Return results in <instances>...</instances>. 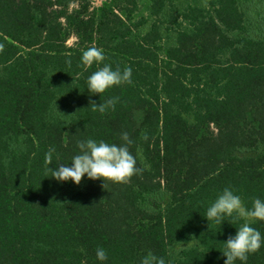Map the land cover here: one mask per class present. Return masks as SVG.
Listing matches in <instances>:
<instances>
[{
	"label": "trees",
	"instance_id": "1",
	"mask_svg": "<svg viewBox=\"0 0 264 264\" xmlns=\"http://www.w3.org/2000/svg\"><path fill=\"white\" fill-rule=\"evenodd\" d=\"M192 1L0 0V264H224L246 221L208 208L225 188L264 201V0ZM92 46L105 60L86 68ZM104 64L132 83L91 94ZM123 132L143 169L128 183L50 177L78 141ZM246 264H264V243Z\"/></svg>",
	"mask_w": 264,
	"mask_h": 264
},
{
	"label": "clouds",
	"instance_id": "2",
	"mask_svg": "<svg viewBox=\"0 0 264 264\" xmlns=\"http://www.w3.org/2000/svg\"><path fill=\"white\" fill-rule=\"evenodd\" d=\"M2 50L3 45H0V51ZM81 59L87 68L91 67L93 63L101 64L105 60V56L101 49L92 46L83 52ZM68 62L70 63V61ZM131 77V67H126L121 71L119 67L113 70L111 65L104 64L103 67L88 77V91L91 94H103L113 86L131 84ZM117 100L118 98L108 99L99 104L90 100V105L93 111L98 110L103 114L108 108H114ZM142 138L145 141L149 139L146 133ZM121 139L125 142L121 145L109 144L102 140L97 142L93 139L78 141L79 154L73 156L70 165L58 163L59 166L56 169L49 167L50 177H54L58 181L72 180L79 185L82 178L87 174L89 179H102L104 188L105 181L128 183L133 175L142 174L143 169L136 166L137 161L129 151V145L133 141L129 138L128 133L123 132ZM54 151L55 149H49L45 155V164L48 166L53 163ZM234 213L246 222L238 228L234 236L230 235L225 241V248L222 251L226 257L224 264H235L237 260L246 264L248 255L259 251L262 243H264V237L260 231L250 226L252 221H264V201L256 198L253 202V208L249 210L245 208L239 195L234 194L231 189L225 188L208 208L206 218L209 222L215 221L217 224H221L224 222L225 216L231 217ZM96 256L102 262L108 259L103 248L96 250ZM141 264H165V260L149 254L142 259Z\"/></svg>",
	"mask_w": 264,
	"mask_h": 264
},
{
	"label": "rangeland",
	"instance_id": "3",
	"mask_svg": "<svg viewBox=\"0 0 264 264\" xmlns=\"http://www.w3.org/2000/svg\"><path fill=\"white\" fill-rule=\"evenodd\" d=\"M103 0H92V6H99L101 3H102ZM175 2L177 3V5L180 7V8H184L188 2V0H175ZM195 1L193 0L192 3H194ZM203 2H205V0H196L195 3H199V4H202ZM147 12V5L145 4L144 7H143V14H146ZM263 14V17L260 19L261 20V27L263 29V33H264V12L262 13ZM74 42V40H70L69 44H72ZM61 118L63 117V119H65V112H61ZM139 115V114H138ZM184 247V246H182Z\"/></svg>",
	"mask_w": 264,
	"mask_h": 264
}]
</instances>
